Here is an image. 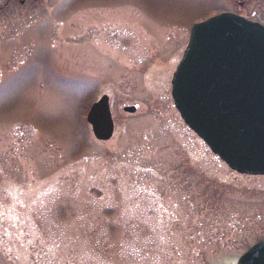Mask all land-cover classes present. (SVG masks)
Returning <instances> with one entry per match:
<instances>
[{
    "label": "rangeland",
    "instance_id": "obj_1",
    "mask_svg": "<svg viewBox=\"0 0 264 264\" xmlns=\"http://www.w3.org/2000/svg\"><path fill=\"white\" fill-rule=\"evenodd\" d=\"M227 10L234 0L0 12V264H237L264 239V176L232 171L171 97L193 25ZM104 94L115 133L98 142L86 117Z\"/></svg>",
    "mask_w": 264,
    "mask_h": 264
},
{
    "label": "water",
    "instance_id": "obj_2",
    "mask_svg": "<svg viewBox=\"0 0 264 264\" xmlns=\"http://www.w3.org/2000/svg\"><path fill=\"white\" fill-rule=\"evenodd\" d=\"M171 84L181 118L214 155L238 174L264 176V27L233 14L194 25ZM87 122L98 141L112 139L107 95L91 107ZM238 264H264V240Z\"/></svg>",
    "mask_w": 264,
    "mask_h": 264
},
{
    "label": "flooded vegetation",
    "instance_id": "obj_3",
    "mask_svg": "<svg viewBox=\"0 0 264 264\" xmlns=\"http://www.w3.org/2000/svg\"><path fill=\"white\" fill-rule=\"evenodd\" d=\"M27 1L31 3L33 2V4L37 5L43 0H6L4 5L0 7V12L5 11L13 2L17 3L19 6H22L26 4ZM234 2L236 4L235 12L231 10L222 12L236 14L264 26V0H234ZM245 12L249 15V17L244 15Z\"/></svg>",
    "mask_w": 264,
    "mask_h": 264
}]
</instances>
